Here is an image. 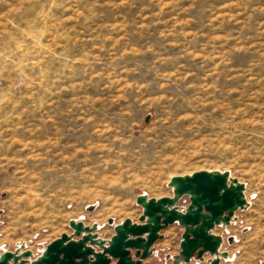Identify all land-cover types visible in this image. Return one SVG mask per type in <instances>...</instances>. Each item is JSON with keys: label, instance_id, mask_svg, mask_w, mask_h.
<instances>
[{"label": "rangeland", "instance_id": "rangeland-1", "mask_svg": "<svg viewBox=\"0 0 264 264\" xmlns=\"http://www.w3.org/2000/svg\"><path fill=\"white\" fill-rule=\"evenodd\" d=\"M198 170L250 203L213 229L223 264H264V0H0V253L34 258L69 219L108 239Z\"/></svg>", "mask_w": 264, "mask_h": 264}, {"label": "water", "instance_id": "water-1", "mask_svg": "<svg viewBox=\"0 0 264 264\" xmlns=\"http://www.w3.org/2000/svg\"><path fill=\"white\" fill-rule=\"evenodd\" d=\"M202 175L223 177L225 184L236 193L235 200L205 218H201L206 212L203 203L205 194L190 191L187 186V182L193 177ZM167 185L172 189L171 196L156 199L138 194L135 201L142 208L138 222L126 218L114 224V233L108 239L98 236L96 222L85 225L80 220L69 219L71 232L62 233L47 243L38 256L32 258V252L25 249V244L22 243L13 251H2L0 264H104L105 261L109 264L111 259L114 264H138L152 253L153 243L162 237L159 232L174 223L180 225L183 232L179 243V257L172 264H178L179 261L189 263L194 257L201 260L204 253L210 256L209 264H220L221 259H227L228 253L220 250L223 238L220 234L213 233V229L228 225L231 218H234V212L244 208L245 185L230 177L227 171L210 170L172 176ZM184 195L188 196L189 203L183 210H179L176 203ZM107 222L112 224V218ZM231 239L228 238V242ZM130 249L136 250L137 261L131 259Z\"/></svg>", "mask_w": 264, "mask_h": 264}, {"label": "snow or ice", "instance_id": "snow-or-ice-1", "mask_svg": "<svg viewBox=\"0 0 264 264\" xmlns=\"http://www.w3.org/2000/svg\"><path fill=\"white\" fill-rule=\"evenodd\" d=\"M188 189L205 194L203 201L206 212L201 218L207 217L218 208L227 205L236 198V193L225 184L224 178L219 176H196L187 182ZM78 254V253H77ZM106 264V261L104 262Z\"/></svg>", "mask_w": 264, "mask_h": 264}, {"label": "flooded vegetation", "instance_id": "flooded-vegetation-1", "mask_svg": "<svg viewBox=\"0 0 264 264\" xmlns=\"http://www.w3.org/2000/svg\"><path fill=\"white\" fill-rule=\"evenodd\" d=\"M162 230H163V229H162ZM182 232H183V229H182V230L180 231V233H179V239H178V241H177V251H176L175 253H173V254H166L165 259H167V260L169 261L170 264H172V263L175 261V258H176V257H179V243H180V241H181V235H182ZM159 234H160V233H159ZM160 235H161L162 237L159 238V239H157V240H155V242H157L158 240H162L163 235H162V234H160ZM111 236H112V235H111ZM111 236H110V237H111ZM221 236H222V235H221ZM155 242H154V243H155ZM154 243H153V245H154ZM153 245H152V249H153L152 253H151L149 256H147L146 258L140 260V262H139L138 264H144L146 260L150 259L151 256L154 255V253H155V249L153 248ZM221 251H226V250H221ZM226 252L228 253V251H226ZM135 254H136V250H134V249H130V257H131V259H132L133 261H137V260H138V257H136ZM206 256H208V257L206 258ZM228 258H229V253L227 254V259H225V260H224V259H221V260H220V264H223V261H227ZM209 259H210V256H209L207 253H204V254L202 255V259H201V260H200V259H196V258L194 257V258H191V259H190V262H191L192 260H194V261H195L194 264H209V263H208V260H209ZM190 262H189V263H183V262L179 261L178 264H190ZM109 264H114V260L111 259V261H110Z\"/></svg>", "mask_w": 264, "mask_h": 264}, {"label": "crops", "instance_id": "crops-1", "mask_svg": "<svg viewBox=\"0 0 264 264\" xmlns=\"http://www.w3.org/2000/svg\"><path fill=\"white\" fill-rule=\"evenodd\" d=\"M162 231H163V230H161L159 233L162 234ZM162 235H163V234H162ZM161 241L163 242L164 240H163V239H162V240H158L157 242L154 243L153 248H154L155 250H156V247H157L158 243L161 242ZM160 245H161V244H160ZM220 250H223V249L221 248ZM207 257H208V256H206V258H207ZM194 262H195V261L192 260V261L190 262V264H194Z\"/></svg>", "mask_w": 264, "mask_h": 264}, {"label": "bare ground", "instance_id": "bare-ground-1", "mask_svg": "<svg viewBox=\"0 0 264 264\" xmlns=\"http://www.w3.org/2000/svg\"><path fill=\"white\" fill-rule=\"evenodd\" d=\"M230 176V175H229ZM244 197H245V201H246V203H245V206H244V208L243 209H240V210H245V209H247L248 208V206H249V201H248V198L246 197V194H245V191H244ZM234 217H235V215H234Z\"/></svg>", "mask_w": 264, "mask_h": 264}, {"label": "built area", "instance_id": "built-area-1", "mask_svg": "<svg viewBox=\"0 0 264 264\" xmlns=\"http://www.w3.org/2000/svg\"><path fill=\"white\" fill-rule=\"evenodd\" d=\"M232 220V219H231ZM234 237V236H233Z\"/></svg>", "mask_w": 264, "mask_h": 264}]
</instances>
